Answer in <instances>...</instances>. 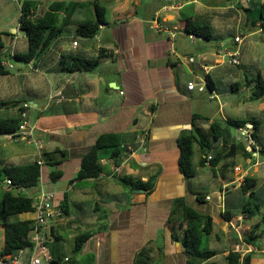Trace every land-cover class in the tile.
<instances>
[{"label": "crops", "instance_id": "obj_1", "mask_svg": "<svg viewBox=\"0 0 264 264\" xmlns=\"http://www.w3.org/2000/svg\"><path fill=\"white\" fill-rule=\"evenodd\" d=\"M3 1L8 0H0V11ZM90 1L95 0H31L36 9L33 18L48 12L55 3L81 6L55 12L58 22L68 25L38 59L18 67L5 58L0 63L4 71L0 74V120L14 118L21 104L28 103L27 120L34 125L41 145L37 150L34 144L20 142L24 145L15 147L0 140V150H4L0 165L40 160L43 153L54 150L64 153L52 155V159L62 157L57 167L60 176L54 182L49 166L41 159V169L46 170L41 181L40 169L38 190L54 192L55 216L45 231L52 264H136L138 260L144 264H188L182 244L172 239L166 226L178 198L211 217L208 237L214 243L208 249L217 253L212 261L222 264L228 249L237 247L241 257L250 254V264H264V237L253 245L242 239L254 222L264 217V152L248 158L237 154L231 161L234 166L221 170L223 161L213 168L207 160L201 163L205 156L194 144L195 175L186 179L178 169L177 144L193 123L207 128L213 121L233 119L246 121L245 127L251 129L250 121L255 122L254 141L264 148V94L251 98L257 74L264 80L260 19V15L264 17V0L98 2L105 8V23L94 37H77L76 23L94 15L92 9L90 17L87 9ZM189 23L206 27L211 37L188 32ZM11 29L8 43L14 47L5 45L2 50L9 57L26 49L25 45L16 48L25 40L24 35L17 37L22 34L17 20ZM237 36L240 42L234 41ZM72 42H77L76 46ZM100 50L105 56L90 72L59 69L62 56L95 59ZM233 55L238 64L231 63ZM191 81L204 82V91L188 90ZM57 92L66 99L50 101L49 95ZM14 102L18 104L12 107ZM194 115L207 120L194 121ZM237 128L230 132L241 143ZM103 134L118 137V155L110 157V150L101 151L99 175L75 179L82 157ZM221 146L220 140L213 144L216 151H221ZM207 172L212 178L205 181L210 193L202 191L199 180L201 173ZM246 177L255 179L251 190L260 195L262 204L255 208L253 218L244 217L240 209L248 193L242 197L238 187ZM127 178L151 179L152 187L143 191L132 188L124 182ZM0 189L6 190L5 180ZM199 193L202 201L196 198ZM33 217L32 211L18 215L19 220L32 221ZM232 225L239 227V235ZM0 230L1 251L3 227ZM84 232L91 235L74 253V238Z\"/></svg>", "mask_w": 264, "mask_h": 264}, {"label": "trees", "instance_id": "obj_2", "mask_svg": "<svg viewBox=\"0 0 264 264\" xmlns=\"http://www.w3.org/2000/svg\"><path fill=\"white\" fill-rule=\"evenodd\" d=\"M94 15L90 19L83 20L76 23L75 36L81 38L94 37L99 27L105 23L104 15L105 8L97 1L90 3ZM81 6L80 3H55L48 12L33 18L35 7L29 1H22L19 3V18L17 20L18 30L24 35L25 52H14L12 58L20 62L29 63L38 59L44 51H46L54 40H56L63 32L64 27L68 22L60 23L56 19L55 12L61 11L66 13L71 7ZM71 11V10H70ZM262 20L261 25L264 27V17L260 15ZM191 26L188 32L209 39L211 36L206 31V27H199L189 23ZM5 44L0 38V63L4 57H9V54L2 53ZM105 56L103 50H100L97 58L85 59L81 57L62 56L59 62V69L66 72H90L98 65L100 59ZM3 68L0 64V74H3ZM254 86L251 92L252 99H259L264 94V80L260 74H257L252 81ZM14 102L12 107L17 106ZM195 120L201 117L194 115ZM252 124L251 136L256 140L255 136V122ZM21 124L20 108L18 114L14 118L0 120V133H11L19 130ZM246 121L227 119L225 122L213 121L207 128L201 127L193 123V128L190 132L182 134L177 139L179 148L178 169L189 179L195 175L193 169L194 144L199 148L204 159H200L201 163L206 160L213 167H216L220 162H224L221 170L232 168L233 158L240 154L243 158L251 156V152L246 150L245 143L241 141L236 142L232 137L230 129L232 127H245ZM221 141L222 150L216 151L213 144ZM119 139L114 134H103L97 137L96 142L92 148L82 157L80 166L76 172L75 179L84 180L92 179L99 175L102 171L99 163L101 151L110 150V157H115L120 151ZM214 153L215 155H212ZM61 155L63 152L54 150L50 154L43 153L42 160L44 164L49 166L50 180L54 182L59 176L60 171L57 169L61 158L52 159V155ZM208 157H210L208 159ZM43 164V163H42ZM42 164L38 163V157L31 159H20L17 163L10 165H0V183L8 179L14 187L11 191H3L0 194V226L3 227V244L0 251V256L4 254H14L17 250H29L31 242L29 241L30 233L33 229L31 220H19L18 215L32 211V191H38L40 182V169ZM124 182L130 184L132 188H142L150 190L152 187V180L148 179L142 182L139 179L131 178L124 179ZM255 184V179L244 178L238 187V191L242 197L247 193L244 202L241 206V213L246 218L255 217L257 211L255 208L262 204H255L250 201L253 195L251 188ZM26 189H29L26 192ZM36 191V192H37ZM197 200H203V194H197ZM264 217L256 220L251 229L242 236L243 241L248 245H253L258 238L264 237ZM166 226L171 232L173 240L179 241L184 249V254L189 257L188 264H218L212 261V257L217 253L210 249H201L202 238L210 235L212 231V219L210 216L199 214L193 208L187 206L182 198L175 199L172 204L169 216L166 221ZM91 233H79L74 238L73 252L80 250L82 244L90 237ZM143 253V252H142ZM141 253V254H142ZM140 254V255H141ZM143 255V254H142ZM53 262V261H52ZM58 264L57 261H54ZM144 264L143 260H138L136 264ZM250 254H245L241 257V253L236 248L228 249L226 255L223 257L222 264H250Z\"/></svg>", "mask_w": 264, "mask_h": 264}, {"label": "built area", "instance_id": "obj_3", "mask_svg": "<svg viewBox=\"0 0 264 264\" xmlns=\"http://www.w3.org/2000/svg\"><path fill=\"white\" fill-rule=\"evenodd\" d=\"M172 1V0H167ZM240 36L234 38L235 42H240ZM77 42H72L73 46H76ZM232 64H238L236 55L231 57ZM11 68L10 64H2ZM205 83H195L193 81L187 83L188 90H196L203 92ZM121 93V92H120ZM63 100L66 99L62 92H57L49 95V100ZM29 104L24 102L21 104L20 117L21 124L19 130L11 133H0V140L12 141V142H24L26 144H34L37 150L41 148L40 142L36 140L34 135V125H31L27 120V109ZM238 139L245 143L247 149L253 153L256 157L264 152V148L256 144L251 136L250 127H238ZM40 155V153H39ZM210 157H208L209 159ZM39 164H42V160H38ZM5 191H11L14 187L11 185L8 179L5 180ZM54 192L39 189L32 196V212L34 217L32 219L33 229L29 236L31 247L29 250L19 249L14 254H6L0 257V264H52V257L49 248L46 244V230L48 229L49 221L55 216L52 210V200ZM233 229L239 235L238 226H233ZM238 251V250H237ZM66 260V259H65ZM24 261L26 263H24Z\"/></svg>", "mask_w": 264, "mask_h": 264}, {"label": "rangeland", "instance_id": "obj_4", "mask_svg": "<svg viewBox=\"0 0 264 264\" xmlns=\"http://www.w3.org/2000/svg\"><path fill=\"white\" fill-rule=\"evenodd\" d=\"M19 1L22 2V1H28V0H16V1L15 0H8L6 3L3 1L4 6L2 8V11H0V38L3 40L5 45H8V47H11V46L14 47V44L11 45V44L8 43V41H9V36L13 35L11 27L15 26L16 20H18V18H19V11H20V8L18 6ZM95 1L102 3V2H106V1L109 2V1H112V0H95ZM29 2L31 3V0ZM90 2H93V1H90ZM87 9L90 12V17H91V15H92L91 6H89ZM22 36H23V34L17 35V37H19L20 39H22L21 38ZM21 45L24 46L25 45V41H24V43L20 42V44H18V46L16 48L19 50ZM4 58H5L6 61L10 62L14 67H18V66L22 65V62L17 61L16 59H14L12 57H8L7 56V57H4ZM8 142H10V144L14 145L15 147L17 145H19V143H20V142H12V141H8ZM23 143H20V145H24ZM3 152H4V150L3 151L0 150V155H2ZM195 157H198L197 152H196ZM45 170H46L45 168L41 169V181L43 180V176H44ZM210 177L211 176H210V174H208V172L207 173H201V177L199 179L201 181L200 185L202 186L201 187L202 191L205 192V193H210L211 192V188L208 187L207 185H205V181L206 180H208V179L211 180L212 179ZM1 193H2V190L0 189V194ZM259 198H260V195L258 193H253L252 197L250 198V201L253 202L254 204H259V202H260ZM238 212L239 211H234L233 213H238ZM1 239H2V231L0 230V241H1ZM212 243H214V242L211 240V238H209L208 236H205V237L202 238V242H201L200 248L201 249L212 248ZM71 256H73V254Z\"/></svg>", "mask_w": 264, "mask_h": 264}, {"label": "water", "instance_id": "obj_5", "mask_svg": "<svg viewBox=\"0 0 264 264\" xmlns=\"http://www.w3.org/2000/svg\"><path fill=\"white\" fill-rule=\"evenodd\" d=\"M26 191H29V189H26ZM142 191H143V189H142Z\"/></svg>", "mask_w": 264, "mask_h": 264}]
</instances>
